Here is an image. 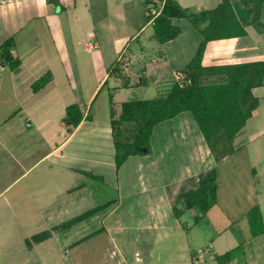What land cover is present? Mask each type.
Wrapping results in <instances>:
<instances>
[{"label": "crops", "instance_id": "obj_1", "mask_svg": "<svg viewBox=\"0 0 264 264\" xmlns=\"http://www.w3.org/2000/svg\"><path fill=\"white\" fill-rule=\"evenodd\" d=\"M177 1L196 13L222 2ZM148 4L0 0V47L14 38V55L21 61L16 70L0 62V103L16 106L0 121V160L20 169L44 148L42 158L25 167L16 182L42 161L50 162L48 174L58 168L66 180L55 193L37 199V208L47 218L42 232L51 236L41 243L27 237L25 243L30 240V252L46 258L47 253L58 249L64 253L104 234L109 242L129 250L121 256L123 264H155V259L161 264H264V110L260 112L264 96L258 94H264V85L253 89L258 105L234 140L221 147L229 150L224 157L216 158L192 114L183 112L155 126L149 153L131 156L117 168L112 124L119 120L120 105L167 95L176 83L175 74L185 72L202 42L188 19H174L180 36L161 44ZM178 20L187 21V29L178 26ZM85 26H90L88 32ZM206 26L202 23L201 29ZM263 31L264 27L250 25L245 37L209 42L204 66L264 61L254 59V48L244 42L254 37L261 49ZM42 79L47 80L45 86L34 90ZM71 105H78L83 114L76 128L64 123ZM133 126L120 125L124 135ZM220 165L226 167V176L218 172ZM213 170L216 205L206 212L187 209L184 196L195 192ZM219 184L231 200L243 196L253 204L244 214L248 236L212 220L216 208L228 214ZM95 209L88 219L56 229ZM252 209L260 216L257 226L248 212ZM188 211L190 222L183 223ZM228 252L231 256L219 261Z\"/></svg>", "mask_w": 264, "mask_h": 264}, {"label": "trees", "instance_id": "obj_2", "mask_svg": "<svg viewBox=\"0 0 264 264\" xmlns=\"http://www.w3.org/2000/svg\"><path fill=\"white\" fill-rule=\"evenodd\" d=\"M147 1L153 3L158 0ZM164 2L161 14L154 20L155 35L161 44L180 36L182 30L174 26V19H188L202 35V42L195 56L185 68L191 84L181 86L175 83L163 97L130 101L120 105L119 120L113 121L112 124L118 169L131 156L149 153L155 126L183 112L192 114L216 158L224 157L229 150H221V147L234 140L258 105L253 89L264 85V61L211 67L203 64L209 42L245 37L248 35L247 27L250 25L258 29L264 27L261 22L264 0H222L215 9L199 13L183 9L177 0ZM205 22L207 26L201 29V24ZM15 48L14 38L7 40L0 47L1 64L12 70L21 65V61L14 55ZM211 78H217L219 82L209 81ZM46 83L47 80H40L34 86V90L41 89ZM82 119L83 114L78 105L67 108L64 118L67 126L76 128ZM123 123L137 126L132 142L123 138V130L120 127ZM216 203L217 172L213 170L201 179L200 187L195 192L184 196V204L187 209L199 208L206 212ZM96 211L95 209L86 212L56 229L70 228L88 219ZM259 217L258 213L251 214L254 226H257ZM50 236V232H41L34 235L31 241L41 243ZM31 241H26L28 247L31 246ZM231 254L228 252L220 257L219 261L229 258Z\"/></svg>", "mask_w": 264, "mask_h": 264}, {"label": "rangeland", "instance_id": "obj_3", "mask_svg": "<svg viewBox=\"0 0 264 264\" xmlns=\"http://www.w3.org/2000/svg\"><path fill=\"white\" fill-rule=\"evenodd\" d=\"M262 22L264 23V5L262 7ZM178 26L182 29H187L188 22L185 20H178ZM90 26H85V31L88 32ZM264 32V31H263ZM262 33V32H261ZM87 41H90L89 39ZM96 42V41H93ZM156 42V40H154ZM246 45L254 48L253 58L257 60H264V42H259L261 49L256 48V38L251 37L249 40L244 41ZM104 44V42H102ZM110 50L114 52L111 41H108ZM156 46L157 43H155ZM136 47V43L133 48ZM137 71V68H135ZM138 81L140 79H137ZM219 82V80H213L212 82ZM259 97L264 96L263 93L258 92ZM12 99V97H11ZM16 106L12 102L5 104L0 103V121L8 115V113L15 111ZM262 112L264 110V100L261 99ZM137 132V126L130 127L127 133H123V138L128 142H132ZM44 148H39L32 157H30L24 166L13 167L12 162L3 163L0 160V264H123L121 256L125 250L123 246L118 243L109 242L106 235L101 234L98 239V235L95 241H91L82 244L79 247H74L60 252V249L53 251L52 255L47 253L46 258H41L36 252L32 253L28 249L25 239L29 237L32 240L33 235L38 234L46 228V217L41 214L40 208H37V199L46 198L49 193H55L60 187L61 183H66L63 175L58 171V168L53 170L52 174H48V165L50 162L42 161L31 172L25 175L22 179L16 182L19 175L25 172V167L37 163L43 156ZM138 160V159H136ZM234 160V159H233ZM226 167L220 165L218 172L220 171L223 176H226ZM114 178V176H112ZM220 198H222V205L224 208H228V214L222 213L221 209L216 208L213 211L219 212L215 216L212 213V220H218L222 226H230L232 231H238L243 236L250 234V228L247 218L244 217L245 212L253 206V204L243 196H240L235 201L231 200L224 194V188L221 184ZM36 192V198L30 196V193ZM35 194V193H34ZM249 213H258L257 209L248 211ZM222 215V217H221ZM190 211L187 212L183 218V223L190 222ZM193 220V219H192ZM216 222V221H215ZM33 242V241H32ZM96 244L95 246H92ZM136 248L133 249V253ZM65 254H68L65 259ZM155 264H161L160 261L155 259Z\"/></svg>", "mask_w": 264, "mask_h": 264}, {"label": "built area", "instance_id": "obj_4", "mask_svg": "<svg viewBox=\"0 0 264 264\" xmlns=\"http://www.w3.org/2000/svg\"><path fill=\"white\" fill-rule=\"evenodd\" d=\"M164 3H165L164 1H156L153 3H149L147 5V11L149 17L155 19L157 16H159L163 10ZM175 82L180 84L181 86L191 84V80L188 78L185 72H177L175 74Z\"/></svg>", "mask_w": 264, "mask_h": 264}]
</instances>
